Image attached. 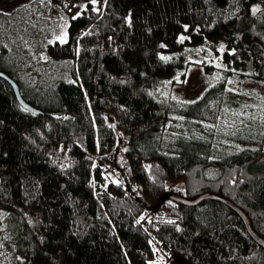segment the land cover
I'll use <instances>...</instances> for the list:
<instances>
[{"label":"trees","instance_id":"16d2710c","mask_svg":"<svg viewBox=\"0 0 264 264\" xmlns=\"http://www.w3.org/2000/svg\"><path fill=\"white\" fill-rule=\"evenodd\" d=\"M95 2L41 50L70 62L50 90L0 47V73L41 112L0 78L3 237L21 264H264V100L239 82L264 86V0ZM182 37L228 48L194 103L153 91L184 68L160 58Z\"/></svg>","mask_w":264,"mask_h":264},{"label":"rangeland","instance_id":"374dc122","mask_svg":"<svg viewBox=\"0 0 264 264\" xmlns=\"http://www.w3.org/2000/svg\"><path fill=\"white\" fill-rule=\"evenodd\" d=\"M0 0V47L4 55L21 61V71L32 85L50 90L70 74L69 59L54 61L44 48L54 43L69 40L70 24L82 14L93 0H83L69 12L63 11L53 0ZM38 3H41L38 6ZM30 6V18H24L21 7ZM184 38V37H183ZM181 41L183 39H180ZM182 50L161 53L160 58L169 62L182 63L173 79H163L154 88L159 98L194 103L201 99L219 79L221 70H226V39L205 42L190 46L182 41ZM34 61L36 64L34 65ZM226 68V69H225ZM185 75L184 79H181ZM40 80V83H39ZM238 80V78H235ZM240 85L248 91H256L264 100V86L249 84L240 80ZM32 88V87H31ZM39 89V90H40ZM113 177H122V168L115 164L110 169ZM111 174V173H110ZM112 178V179H115ZM0 212V222L2 221ZM4 227L0 224V264H21L25 259L9 233L3 237Z\"/></svg>","mask_w":264,"mask_h":264},{"label":"water","instance_id":"95a60500","mask_svg":"<svg viewBox=\"0 0 264 264\" xmlns=\"http://www.w3.org/2000/svg\"><path fill=\"white\" fill-rule=\"evenodd\" d=\"M0 78L5 79V80H6V81H7V82L13 87L14 92H15V94H16V97H17V99H18V102L22 105V107H23L24 109H26V110H28V111L34 113V114H37V115H40V114H41L40 111L34 109L33 107H31L29 104H27V103L24 101V99H23L22 96H21L20 89H19V86L17 85V83H15L12 79H10L8 76H6L5 74H2V73H0ZM206 199H210V196H207V195L202 196V197H200V198H199L198 200H196V201L186 202V201L181 200V202H182L184 205L188 206V207H190V206H191V207H195V206H197L198 204H200L201 201H204V200H206ZM243 217H244V216H243ZM244 219H246L247 225H248V227H249V222H248L247 218L244 217ZM259 240H260L261 243L264 245V241L261 240V239H259Z\"/></svg>","mask_w":264,"mask_h":264},{"label":"snow or ice","instance_id":"6c2138e0","mask_svg":"<svg viewBox=\"0 0 264 264\" xmlns=\"http://www.w3.org/2000/svg\"><path fill=\"white\" fill-rule=\"evenodd\" d=\"M93 3H95V0H93ZM181 39H183V37Z\"/></svg>","mask_w":264,"mask_h":264}]
</instances>
